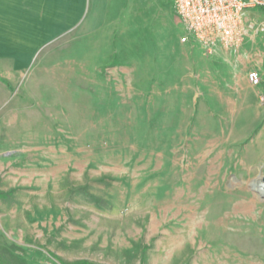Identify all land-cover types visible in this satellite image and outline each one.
I'll use <instances>...</instances> for the list:
<instances>
[{
  "label": "rangeland",
  "instance_id": "1",
  "mask_svg": "<svg viewBox=\"0 0 264 264\" xmlns=\"http://www.w3.org/2000/svg\"><path fill=\"white\" fill-rule=\"evenodd\" d=\"M114 8L106 48L44 47L0 92V190H14L0 248L13 264H264V105L248 78L264 31L215 55L188 43L184 72L173 0Z\"/></svg>",
  "mask_w": 264,
  "mask_h": 264
},
{
  "label": "crops",
  "instance_id": "2",
  "mask_svg": "<svg viewBox=\"0 0 264 264\" xmlns=\"http://www.w3.org/2000/svg\"><path fill=\"white\" fill-rule=\"evenodd\" d=\"M121 3L123 0H0V78L5 80H0V92L8 87L7 82L11 85V80L19 78L17 74L23 73L44 47L56 45L59 51L61 46L83 41L90 47L106 48L117 26V22L108 21L110 9ZM100 38L108 42L101 44ZM197 47L204 51L199 44ZM196 49L179 43L184 72L195 70ZM253 66L264 70V58Z\"/></svg>",
  "mask_w": 264,
  "mask_h": 264
},
{
  "label": "built area",
  "instance_id": "3",
  "mask_svg": "<svg viewBox=\"0 0 264 264\" xmlns=\"http://www.w3.org/2000/svg\"><path fill=\"white\" fill-rule=\"evenodd\" d=\"M183 22L185 33L181 43L199 44L204 53L212 55L221 46L238 48L249 32L264 31V24L246 25L249 8H263L264 0H173ZM249 81L260 88V101L264 104V70L253 69Z\"/></svg>",
  "mask_w": 264,
  "mask_h": 264
},
{
  "label": "trees",
  "instance_id": "4",
  "mask_svg": "<svg viewBox=\"0 0 264 264\" xmlns=\"http://www.w3.org/2000/svg\"><path fill=\"white\" fill-rule=\"evenodd\" d=\"M13 191H14L13 189L9 191L0 190V198H5V199L10 198L11 195L13 194ZM62 263L63 264H93L88 260H75L71 262H62ZM0 264H13V262H11L7 257L5 251H3L1 248H0Z\"/></svg>",
  "mask_w": 264,
  "mask_h": 264
},
{
  "label": "bare ground",
  "instance_id": "5",
  "mask_svg": "<svg viewBox=\"0 0 264 264\" xmlns=\"http://www.w3.org/2000/svg\"><path fill=\"white\" fill-rule=\"evenodd\" d=\"M262 188H263V190H264V185L262 184Z\"/></svg>",
  "mask_w": 264,
  "mask_h": 264
},
{
  "label": "water",
  "instance_id": "6",
  "mask_svg": "<svg viewBox=\"0 0 264 264\" xmlns=\"http://www.w3.org/2000/svg\"><path fill=\"white\" fill-rule=\"evenodd\" d=\"M263 181H264V178H263Z\"/></svg>",
  "mask_w": 264,
  "mask_h": 264
}]
</instances>
